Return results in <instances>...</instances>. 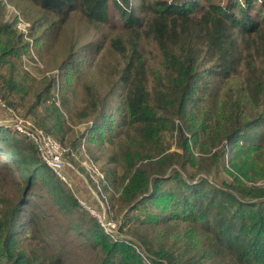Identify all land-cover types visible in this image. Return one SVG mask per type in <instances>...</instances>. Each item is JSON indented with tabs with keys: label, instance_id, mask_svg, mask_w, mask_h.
Instances as JSON below:
<instances>
[{
	"label": "trees",
	"instance_id": "16d2710c",
	"mask_svg": "<svg viewBox=\"0 0 264 264\" xmlns=\"http://www.w3.org/2000/svg\"><path fill=\"white\" fill-rule=\"evenodd\" d=\"M7 1L31 23L34 44L15 21L4 22L0 0V67L6 66L0 92L11 96L6 105L17 108L35 95L30 113L35 108L41 126L71 149L84 139L87 158L103 174L99 185L130 215L134 237L120 217L124 238L118 240L88 210L91 217L77 218L76 228L79 221L88 224L100 264H264V0H140L139 8H129L128 0ZM83 22L102 37L91 40ZM117 30L128 31L132 42ZM144 35L157 41L163 73L149 64ZM50 37L61 42V62L37 87L23 56L40 58L38 48ZM108 50L118 61L102 89L96 65ZM56 84L69 110L68 93L77 94L76 84L83 89L78 122L91 120L78 135L65 111L49 102ZM178 128L191 137L182 130V151H170L167 133L174 136ZM108 145L110 166L103 171L96 160L104 156L96 152ZM0 155L20 175L22 199L13 213L42 187L66 213L79 208L77 195L32 141L2 122ZM7 213L5 219L0 214V258L21 264L25 255L16 252L18 231Z\"/></svg>",
	"mask_w": 264,
	"mask_h": 264
},
{
	"label": "rangeland",
	"instance_id": "374dc122",
	"mask_svg": "<svg viewBox=\"0 0 264 264\" xmlns=\"http://www.w3.org/2000/svg\"><path fill=\"white\" fill-rule=\"evenodd\" d=\"M6 1L7 0H2V5L5 6L3 9V20L4 22H6V20L13 21L16 18V13L14 12L16 8L10 1H7V3L12 5L8 8ZM127 6L129 8H139L141 6V2L140 0H128ZM116 25H119V22L115 18L113 27ZM67 29L68 27L66 30ZM83 29L88 34V37L91 40H94V42L102 37L101 33L97 36L94 27L89 26L85 22H83ZM103 30L106 32L111 31L107 27ZM117 31L120 37L122 35L126 39L128 38V31ZM40 33L41 32H39L38 36H40ZM66 37L67 34H63V39ZM138 39L140 40V38ZM141 40V47L142 49L144 48L145 55L149 59V64L157 66L155 68H158L161 73H163L165 71L164 64H161V62H163V55L157 41L153 37L147 35H144ZM127 42H132V39H127L126 43ZM38 53L37 54L40 57L38 59L42 63L37 65L31 60L32 62L26 61V65L32 70L31 75L37 79L36 86L42 87L50 80V78H52L54 75L53 73H56L58 70V65L61 62L60 57L62 56V45L60 40L50 37L49 39L42 41L40 48H38ZM21 61L20 63H22ZM117 61L118 56L112 52V50L106 51L104 56L99 57L96 70L99 72L101 77H98L96 82L101 85L102 89H106L105 83L108 80L110 82L113 80L110 75L106 77V73L112 75L115 74L113 69ZM121 66L122 65H120V67ZM149 69L152 68L149 67ZM22 70H25L23 66ZM5 83L6 66H2L0 67V87H2ZM153 83V77L150 76L149 85L151 86ZM76 93V95H73L72 92L68 93L70 110L69 106L68 109H66V106L64 108L60 97V90L56 84V86L52 89L49 102L65 111L68 124L71 127H74L75 133L78 135L79 132H82L87 128V122L91 119L88 118L87 120H83V122H78V110L83 105L84 99L83 89L80 84H76ZM8 99H11V96H8V98L5 99L0 92V122L6 124V127L13 129L9 126V120L17 115L22 118H27L43 128V126H41L38 122L36 117L37 114H35V108L32 107V112L30 113V106L33 104L35 95L26 97L25 103L22 101L19 104L20 106L14 109L7 106ZM262 106L264 109V101ZM42 108L43 105H39L36 110L42 111ZM41 115H44V113ZM177 122H179V120H177ZM182 130L186 136L189 138L191 137L184 128L176 129L174 136L167 133L165 141L167 143L171 141L170 151H182ZM69 136H72L71 133L67 135V137ZM53 137L57 139V141H59L65 149L64 158L68 162L65 173L70 179V184L64 182L67 190L73 195L75 193V195H77L76 198L78 197L79 199L86 200L88 202L87 204L91 206V208L96 209V211H103L104 208L109 209V205L112 204L113 207H110L113 214L117 218L123 217L124 219V227L129 230L127 235L134 237L129 229L132 225V221L128 222L130 215L125 217V208L119 205L118 202H115L114 199H110L109 195L101 188L99 175H97L94 171V169L98 167H93L92 162H90L87 158L88 153L85 152L83 147L84 139H82V146L79 147L78 150H75L71 149L69 145L65 146L55 135ZM110 147L111 146L108 145L102 150V152H96L98 157L101 155L104 156L103 158L96 160L98 166L102 170L106 166H110L107 165L105 158L111 153ZM191 149L196 155L200 154L196 148L192 147ZM4 161V156L0 155V214L1 217L3 216L5 219L7 211L12 210V212L7 214L10 218V225L16 224V231H18L16 252L21 251L23 252V255H25V259L22 263L25 264L26 261H29L31 264H100V255L89 239L91 233L88 230V224H86L85 221H79L78 228L74 226V223L83 216L91 217L90 213L86 208H84V206L81 205L78 199L77 200L80 203L79 208L68 214L65 210L59 208L57 203L53 201V196H51L48 191L42 187L37 193H30L27 196L30 201L24 206L23 210L13 213V210H15L16 206L22 199V195L19 193L20 175L19 173H16L15 166L12 165L11 167L10 163L3 165ZM111 166L115 165L112 164ZM219 175L221 178L225 177L224 172H221ZM13 176L17 177L16 180L12 179ZM262 183L264 184V180ZM102 192L108 198V203ZM79 213H83L85 215ZM0 264H13V262L10 261L7 256L6 258H0Z\"/></svg>",
	"mask_w": 264,
	"mask_h": 264
},
{
	"label": "built area",
	"instance_id": "2783aa9c",
	"mask_svg": "<svg viewBox=\"0 0 264 264\" xmlns=\"http://www.w3.org/2000/svg\"><path fill=\"white\" fill-rule=\"evenodd\" d=\"M6 5L8 8L12 6L7 3V1ZM14 12L16 13V18L13 21L16 22V28L23 33L26 38L30 39L31 47L33 49L34 41L29 37V33L31 32V23L24 19L17 9H15ZM34 58V64L38 65L39 63H42L36 55H34ZM26 61L32 62L26 55H24V62L26 63ZM15 116L16 117L9 120V126L26 135L36 146L43 162L50 167L62 181L70 184V179L65 173L68 162L64 158L65 149L62 144L34 122L28 120L27 118H22L17 115ZM92 166L95 167L93 163ZM94 171L97 175L103 177V174L98 168L94 169ZM79 202L97 218L98 222L108 235L116 240L124 238V235L121 232V220H116L110 212V209L104 208L103 211H96V209L91 208V206L87 204L88 202L86 200L79 199Z\"/></svg>",
	"mask_w": 264,
	"mask_h": 264
}]
</instances>
